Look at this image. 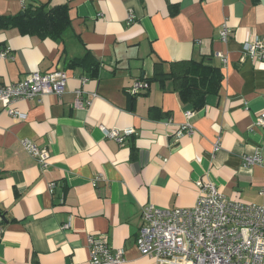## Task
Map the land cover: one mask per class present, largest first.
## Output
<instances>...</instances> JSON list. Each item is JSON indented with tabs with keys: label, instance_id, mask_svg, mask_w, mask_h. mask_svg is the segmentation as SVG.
<instances>
[{
	"label": "crops",
	"instance_id": "1",
	"mask_svg": "<svg viewBox=\"0 0 264 264\" xmlns=\"http://www.w3.org/2000/svg\"><path fill=\"white\" fill-rule=\"evenodd\" d=\"M37 7H64L70 25L55 37L0 27V86L59 69L65 91L16 101L24 121L0 106V264H89V236L123 250L124 264H162L136 247L141 210L192 208L199 182L264 206V170L242 162L264 154V128L255 126L264 61L243 55L254 38L264 44V0H0V22ZM204 59L222 80L194 110L166 76ZM136 80L149 90L134 98ZM76 90L95 95L89 106H74ZM185 124L192 133L177 135ZM98 126L134 134L120 145ZM23 140L47 152L45 169Z\"/></svg>",
	"mask_w": 264,
	"mask_h": 264
},
{
	"label": "built area",
	"instance_id": "2",
	"mask_svg": "<svg viewBox=\"0 0 264 264\" xmlns=\"http://www.w3.org/2000/svg\"><path fill=\"white\" fill-rule=\"evenodd\" d=\"M128 18L131 20L132 16ZM219 35L225 41L229 30L223 26ZM243 55L253 63L264 61V44L254 38L244 45ZM4 58L5 54H0V59ZM85 81L82 79V82ZM65 82L66 75L59 69L48 74L29 73L16 84L0 86V106L10 117L24 121L26 115L13 107L16 101L41 102L47 95L61 97ZM148 90L147 82L136 80L128 88V95L135 98ZM74 94L76 108L89 106L95 96L83 99L81 90H76ZM184 115L190 119L193 114L186 112ZM255 126L264 128V112L257 118ZM98 128L105 138L120 145L134 134L132 129ZM181 132L192 133V128L185 124L176 134ZM22 146L41 169L46 168L48 154L44 149L29 140H23ZM217 150L216 146L213 151ZM242 162L244 166H260L264 170V154L245 156ZM49 187L52 188L53 184ZM197 187L198 198L192 208L162 210L152 205L142 208L136 238L139 253L162 264H264V206L227 200L211 183L199 182ZM68 227L65 224L63 229ZM1 235L0 223V239ZM87 248L89 264H124L123 250L111 249L105 236H89Z\"/></svg>",
	"mask_w": 264,
	"mask_h": 264
},
{
	"label": "trees",
	"instance_id": "3",
	"mask_svg": "<svg viewBox=\"0 0 264 264\" xmlns=\"http://www.w3.org/2000/svg\"><path fill=\"white\" fill-rule=\"evenodd\" d=\"M69 25V17L64 7L50 11L41 7L28 8L20 15L6 17L0 22V27L18 26L25 33L42 37L58 36ZM166 77L175 83L174 88L182 102L194 110L202 108L208 96L218 94L222 80L219 70L205 59L200 62L176 63Z\"/></svg>",
	"mask_w": 264,
	"mask_h": 264
}]
</instances>
